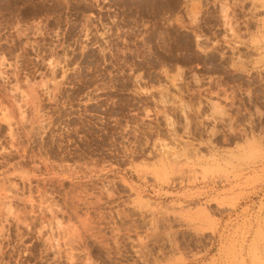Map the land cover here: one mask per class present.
<instances>
[{"label":"rangeland","instance_id":"obj_1","mask_svg":"<svg viewBox=\"0 0 264 264\" xmlns=\"http://www.w3.org/2000/svg\"><path fill=\"white\" fill-rule=\"evenodd\" d=\"M0 264H264V0H0Z\"/></svg>","mask_w":264,"mask_h":264}]
</instances>
